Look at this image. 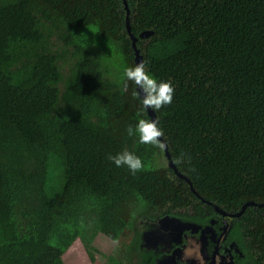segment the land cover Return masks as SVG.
<instances>
[{"label": "trees", "instance_id": "16d2710c", "mask_svg": "<svg viewBox=\"0 0 264 264\" xmlns=\"http://www.w3.org/2000/svg\"><path fill=\"white\" fill-rule=\"evenodd\" d=\"M126 1L0 0V264H61L79 239L89 251L121 198L142 201L144 221L256 203L231 237L242 264H264V0ZM135 48L174 86L153 111L199 196L126 131L152 121L124 90ZM125 149L142 170L107 159ZM143 234L106 264H135Z\"/></svg>", "mask_w": 264, "mask_h": 264}, {"label": "flooded vegetation", "instance_id": "af4514ba", "mask_svg": "<svg viewBox=\"0 0 264 264\" xmlns=\"http://www.w3.org/2000/svg\"><path fill=\"white\" fill-rule=\"evenodd\" d=\"M212 210L189 211L191 218H146L143 255L135 264H242L245 254L231 237L235 212Z\"/></svg>", "mask_w": 264, "mask_h": 264}, {"label": "clouds", "instance_id": "9594fccd", "mask_svg": "<svg viewBox=\"0 0 264 264\" xmlns=\"http://www.w3.org/2000/svg\"><path fill=\"white\" fill-rule=\"evenodd\" d=\"M124 76L126 78L124 90H127L128 81H131L135 84L136 89L139 88L143 92L142 97L138 91L134 95L141 99L144 109L159 111L162 107L172 103L174 96V86L172 83L170 81L158 82L148 73L143 61L133 67L126 68ZM126 131L129 136L138 135L139 143L141 144H150L161 150L166 148V144L161 141V137L164 135L163 130L158 127V122L155 120L140 119L134 127L129 125ZM183 157L184 154L181 153L174 162L179 165L183 161ZM107 159L117 167L127 166L132 174L142 170L144 167L141 158L127 149L116 155L109 154Z\"/></svg>", "mask_w": 264, "mask_h": 264}, {"label": "rangeland", "instance_id": "374dc122", "mask_svg": "<svg viewBox=\"0 0 264 264\" xmlns=\"http://www.w3.org/2000/svg\"><path fill=\"white\" fill-rule=\"evenodd\" d=\"M154 165L164 167L168 165V161L165 156L158 157ZM144 205L142 201L138 200L133 203L128 198H121L112 204L105 224L93 240L90 250H86L79 239L63 256L61 264H106V256L118 255L121 250L125 249L133 230L138 224L145 222ZM240 212H236L235 215Z\"/></svg>", "mask_w": 264, "mask_h": 264}, {"label": "water", "instance_id": "95a60500", "mask_svg": "<svg viewBox=\"0 0 264 264\" xmlns=\"http://www.w3.org/2000/svg\"><path fill=\"white\" fill-rule=\"evenodd\" d=\"M123 1H124V4H125V8H126V10L129 12L127 1H126V0H123ZM128 29H129V32H131V27L129 26V24H128ZM150 35H151V34H147V35L144 34V35H142V37H143V38H146V37H149ZM134 40L136 41L135 38H134ZM134 46H135V44H134ZM135 50H136V51H135V55H136V57H135V65H136L137 63H140L141 61L144 62V58H143V56L141 55V51H139V50L136 49V48H135ZM137 90H138V92L141 93V97H142V96H143V92H142L139 88H137ZM148 110H149V112H150V116H151L152 120H155V121H156V115H155L154 111H153L152 109H148ZM161 141H162L163 143L166 144V148H165L164 150H165V157H166V159L168 160V165H169V167L172 168V169H174L175 172H177L178 175L181 177V179L185 180V181L190 185L191 190H192L197 196H199V195L196 193V191L194 190V188L192 187V183H191V181L188 179V177H187L186 175H184L183 173L179 172V170H178L176 164L172 161V156H171V154H170V152H169V150H168L167 143H166V141L163 139V137H161ZM248 206H257V204H256V203H248V204H246V205L242 208L241 212L238 213V214H236L235 217H239L241 214H243L244 211H245V209H246ZM216 210H218V209H216ZM168 218H169V217H167L166 219H168ZM181 225H182V223H181Z\"/></svg>", "mask_w": 264, "mask_h": 264}]
</instances>
